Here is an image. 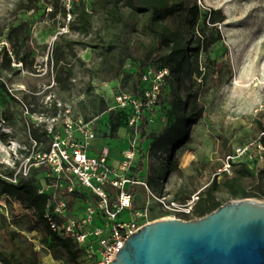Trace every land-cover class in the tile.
Instances as JSON below:
<instances>
[{"label": "rangeland", "instance_id": "rangeland-1", "mask_svg": "<svg viewBox=\"0 0 264 264\" xmlns=\"http://www.w3.org/2000/svg\"><path fill=\"white\" fill-rule=\"evenodd\" d=\"M183 1L185 10L163 18L161 26L184 32L191 26L189 20L195 4L201 14L221 8L227 20L219 26L223 38L213 48L214 63L207 82L198 87L202 116L191 127L189 140L174 149L169 159L164 151H152L151 142L171 123L167 100L171 97L168 84L172 73L164 62L158 61L144 70V74L150 73L147 82L139 80L136 73L154 42L147 29V14L135 13L122 2V19L113 21L95 6V0H87L88 10L93 14V28L86 35L72 29L74 13L69 18L60 7L51 16V6L45 0H0V64L4 63L3 48L13 56L12 71L5 69V63L0 66V112L9 118L0 123V174L9 177V171L13 170L16 176L33 151L47 146V141L40 144L30 139L29 124L42 125L49 134L52 127H60L67 118H82L93 122L99 134L98 142L121 134L116 148L122 143V148H128L124 134L138 139L145 162L139 180L148 183L153 179L158 189L137 186L134 209L145 210L149 206V222L165 217L199 219L193 213L194 207L190 214H174L164 211L157 198H165L168 204H192L194 200L196 204L214 178L219 184L228 178H238L241 188L257 194L248 199L264 202L259 191L264 184V173L243 176L246 155L236 158L234 164L237 149L253 143L261 125L264 126V0ZM20 2H24L21 9ZM21 23L28 24L29 36L24 38L27 29L24 28L14 33L10 42L9 28ZM169 52L170 48L163 47L159 56ZM16 56L25 61H16ZM194 81H197L195 76L185 80L180 90L182 97H186ZM136 84L139 89L156 94L141 109V116L148 119L147 134L151 137L145 141L142 136L146 129L141 120L130 124L137 116L133 103L128 104L123 115L125 125L114 129L111 124V109L118 96L139 99ZM191 90L194 92V87ZM101 99L107 103V110ZM248 152L257 160L258 173L262 168L260 151L253 144ZM229 157L233 164L228 172L219 173ZM216 196L224 204L245 199L230 198L225 191H218ZM134 213L126 211L119 219L130 220ZM23 214L17 205L0 199V216L7 219L4 222L0 217V248L15 251L22 264H60L48 254L40 232L26 230L28 223ZM3 227L6 235L2 234ZM94 227L104 228L105 224L97 217Z\"/></svg>", "mask_w": 264, "mask_h": 264}, {"label": "trees", "instance_id": "trees-1", "mask_svg": "<svg viewBox=\"0 0 264 264\" xmlns=\"http://www.w3.org/2000/svg\"><path fill=\"white\" fill-rule=\"evenodd\" d=\"M33 1L39 2L40 0ZM95 2V6L104 10L113 21L122 19V2L135 13L148 15L147 29L154 36V42L149 48L146 58L141 61L136 73L138 79L141 80L146 67L157 61L164 62L172 73L171 81L168 84L171 89V97L167 100L170 107L168 114L170 115L171 123L163 129L162 134L154 136L151 142L152 151H164L168 154L169 159H171L174 149L183 146L189 140L191 127L202 116V110L198 107L200 99L198 87L207 82L211 65L214 63V60H212L213 48L223 38L219 26L227 20V17L221 8L211 9L208 13L201 14L198 5L195 4L193 17L189 20V26H191L184 32H176L167 26H161L160 21L165 17H173L177 13L184 11L185 3L183 0H95ZM45 3L47 6H51V16H55L60 7L66 15L61 0H45ZM23 5L24 2H20L18 7L21 9ZM27 9L32 10L33 8L28 7ZM73 13L75 19L72 29L86 35L89 34L93 28V14L88 10L87 0H81L76 4ZM194 23L195 27L193 29L192 24ZM24 28H27L24 30L26 34L24 38H27L30 32L28 24L21 23L19 26H11L9 28L8 40L12 42L14 33ZM163 47L170 48V52L167 55L159 56ZM16 57V61H25L19 58V56ZM3 58L5 69L12 71L13 56L6 48H3ZM4 63H1L0 66ZM120 64L123 66L124 60ZM181 75H183V78ZM193 76L197 78V81L193 82L191 88L193 89L194 87V92L189 89L186 92V97H182L180 94L181 86L186 83V79H191ZM135 91L138 94V98L142 99L145 104L147 102L144 96L145 91L142 88L139 89L137 84ZM101 102L104 110H107L108 107L105 100L101 99ZM126 111V108L111 109V124L114 129H119L122 125L126 124L125 117L123 116ZM6 119H9L8 116L0 112V123ZM141 122V125L146 129L142 136L143 140L151 139L150 135L147 134L148 119L141 117ZM28 129L30 139L40 144L47 141V146L44 149L38 148L31 155L35 156L39 151H48L50 135L47 133L45 127L29 124ZM263 131L264 126L261 125L260 133ZM21 153L25 152L22 151ZM251 163L254 164V167H251ZM144 164V157L141 156L139 162L132 169V177L134 179H137L138 174L143 171ZM232 164L233 161H231ZM244 164L243 176L255 177L264 173V168L258 170L257 173V160L254 162L246 160ZM45 172L46 170L43 166H32L27 176H24L22 173L17 174L16 183L9 180L15 176L13 170L9 171L8 175L10 178L0 174V199L4 198L7 204H15L24 211L22 217L28 223L26 230L28 232H40L42 241L47 247V252L54 261L60 264H96V259L92 261L86 260L83 248L75 240L64 238L62 235L53 232L47 223L45 215L51 194L39 193L45 179ZM156 183L155 180L151 179L147 185L153 191H157ZM130 191L134 194L136 201L137 186H131ZM218 191H225L233 199L239 197L248 199L257 195L254 192L249 193L241 188L238 178H228L222 184H219L218 180L214 178L204 197L194 206L193 213L196 217H205L224 205L223 201L217 199L216 193ZM259 191L264 196V184L260 185ZM93 201H95V197L89 191L76 188L69 195L70 215L76 216L86 204ZM0 217L4 222L7 221L5 216ZM2 234H7L5 227L2 228ZM0 263L22 264L15 251H7L3 248H0Z\"/></svg>", "mask_w": 264, "mask_h": 264}, {"label": "built area", "instance_id": "built-area-1", "mask_svg": "<svg viewBox=\"0 0 264 264\" xmlns=\"http://www.w3.org/2000/svg\"><path fill=\"white\" fill-rule=\"evenodd\" d=\"M80 1L61 0L69 18ZM149 74L143 75L144 83L148 81ZM144 96L147 99L145 104L140 98L120 95L116 98L113 108L124 109L129 103H133L137 116L130 124H137L141 120L143 106H148L156 98L155 93L148 91L144 92ZM49 135L48 151L31 155L19 173L27 176L32 166L45 168V179L39 193L51 194L45 215L51 230L64 238L75 240L83 248L87 261L96 259V264H109L124 246L127 238L150 223L147 219L149 206L145 210H135V196L130 191L131 186L143 185L148 188L147 183L132 177V169L140 157L138 139L129 134V147L122 151L120 160L112 162L108 149L100 153L92 149L96 132L91 121L67 118L60 127H52ZM253 144L260 151L259 162L264 168V131L253 143L238 148L234 161L246 155L250 162H254L255 158L248 152ZM231 159L232 157L228 158L219 173L228 172ZM251 167H254L253 163ZM9 180L16 183L17 175ZM76 188L89 191L95 201L86 204L76 216H72L69 195ZM157 200L164 211L174 214H190L196 202L194 200L192 204L178 205L174 202L168 204L165 198ZM126 211H134V217L130 220L119 219ZM97 217L105 224L104 228L94 227Z\"/></svg>", "mask_w": 264, "mask_h": 264}, {"label": "water", "instance_id": "water-1", "mask_svg": "<svg viewBox=\"0 0 264 264\" xmlns=\"http://www.w3.org/2000/svg\"><path fill=\"white\" fill-rule=\"evenodd\" d=\"M109 264H264V202L231 200L199 219L146 224Z\"/></svg>", "mask_w": 264, "mask_h": 264}, {"label": "crops", "instance_id": "crops-1", "mask_svg": "<svg viewBox=\"0 0 264 264\" xmlns=\"http://www.w3.org/2000/svg\"><path fill=\"white\" fill-rule=\"evenodd\" d=\"M112 136L113 137L107 138L105 142L103 141V139H101V142H98L99 134H97L96 132V139L93 141L92 149L98 153L102 152L104 149H108L112 162H115V161L120 160L122 151L126 150L127 148H122V144H120V146L116 148L117 140H120V139H117V137L120 138L121 134H113ZM122 137L128 140L127 142L129 144V135L124 134ZM118 151L120 152L119 155L117 154ZM140 158H141V153H140L139 160ZM138 178H140V173L138 174Z\"/></svg>", "mask_w": 264, "mask_h": 264}, {"label": "bare ground", "instance_id": "bare-ground-1", "mask_svg": "<svg viewBox=\"0 0 264 264\" xmlns=\"http://www.w3.org/2000/svg\"><path fill=\"white\" fill-rule=\"evenodd\" d=\"M164 219H171V218L170 217H165V218H162V219H159V220H164ZM155 221H158V220H155ZM152 222H154V221H152ZM152 222H150V223H152ZM150 223H148V224H150Z\"/></svg>", "mask_w": 264, "mask_h": 264}]
</instances>
